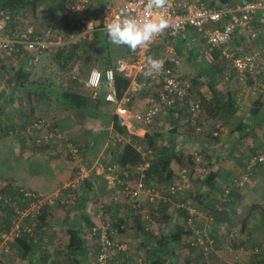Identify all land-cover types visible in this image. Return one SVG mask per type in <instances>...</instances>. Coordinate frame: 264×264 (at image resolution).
<instances>
[{"label": "built area", "instance_id": "built-area-1", "mask_svg": "<svg viewBox=\"0 0 264 264\" xmlns=\"http://www.w3.org/2000/svg\"><path fill=\"white\" fill-rule=\"evenodd\" d=\"M147 0H122L114 1L102 8L97 18H91L85 10V3L79 0L72 9L83 15L81 29L77 33L69 32L63 37H55L53 27L34 25L32 19L25 18L24 13L13 14L3 12L0 14V62L11 61L18 66L22 64L27 70L38 65L44 54L54 49L65 48L80 39H91L95 30H105V23L110 22L119 15L121 9L128 8L132 15L138 18L142 16ZM156 15H163L169 21V26L156 36L153 41L138 48L135 52L128 47V55L119 57L114 61L113 66H106L104 69L93 67L87 79L84 81L86 88L93 100H99L106 104L113 105L114 115L120 119V125L126 127L130 133L139 131L146 126L152 125L160 115L167 111L177 115V111L184 110L191 115L190 121L195 124L202 113L204 100L202 94H196L192 82L185 78L182 71V59L176 46L165 39L177 37L186 29L194 28L202 35L206 46L204 53L210 57V51L219 49L221 57L229 67L237 73H248L262 87V73L264 69V56L260 51L247 54H237L229 48L230 42L239 30H245L252 39H256L259 32L264 30V0H238L234 5L211 6L204 0H168V5L162 10H157ZM91 27L88 28L89 24ZM106 31V30H105ZM164 43L163 54H155V47ZM151 56L164 61L162 69L152 77L145 79L146 60ZM122 73L129 79V84L124 93L119 96L116 86V73ZM145 93L146 99L139 108H133L132 104L138 94ZM137 126V130L134 128ZM27 136L37 138V142L53 143L62 139L58 133L49 126L45 119L33 120L25 129ZM218 133H215L217 135ZM118 136V134H116ZM122 141V140H120ZM64 155L76 165L73 177L63 186V189L78 190L86 181L92 180L93 166L87 163V159L79 144L62 140ZM139 149H142L139 147ZM143 160L134 167H123L119 163L109 166L100 165V168L108 173L120 174L123 178L119 194L115 195L116 200L127 201L131 207L141 209V217L144 221H152V212L145 207V203L158 204L159 202H172L173 197L180 192L185 194L192 186L193 174L184 167L180 171L179 178L174 179L168 185H161L157 182L146 183V171L150 167L148 159L149 152H142ZM195 159L200 156L195 153ZM264 162V154L259 153L251 156L246 164V171L242 177L236 180L235 187L243 188L248 182L251 170L255 165ZM137 173L139 174L137 177ZM130 174H134L133 182H130ZM24 201L28 206L26 211L19 212L21 216L14 221L11 231L2 234L4 244L10 236H18L21 231V220L30 213L32 219L44 205L56 204L55 198L45 196L42 192L20 189ZM231 190L226 188L224 199H229ZM66 200V199H64ZM64 204L67 201H63ZM104 207V206H103ZM100 208L102 221L90 228L88 235L100 247L98 261L100 264H120L114 261L115 254L126 253L129 244L120 240L119 232L124 228L122 224L117 225L111 219L104 218V208ZM177 207H184L189 211L190 225L194 228L191 238V246L208 256L216 249V242L207 230H199L195 227L193 216L198 215V209L191 202L180 203ZM212 222V218H209ZM31 228H28L30 231ZM91 243V244H92ZM6 252L9 247L1 245ZM139 264H146L145 254L139 251L133 256Z\"/></svg>", "mask_w": 264, "mask_h": 264}, {"label": "crops", "instance_id": "crops-1", "mask_svg": "<svg viewBox=\"0 0 264 264\" xmlns=\"http://www.w3.org/2000/svg\"><path fill=\"white\" fill-rule=\"evenodd\" d=\"M66 1V5H69L71 9L74 4L79 2V0ZM82 1H84L85 3L84 5L86 6L85 10L87 11V14L90 15L91 12H89L88 10L94 11L93 8H95V5L93 4V2L91 3V0ZM114 1L120 2L122 0H100L101 3L98 6L99 11L97 12L96 16H98L102 11L101 8ZM237 1L238 0H230L225 4L234 5L237 3ZM44 23L45 22L42 23L40 21V24H33L38 25L39 27L48 24ZM65 34H61V36L63 37ZM182 38L183 41L184 39L186 40V45L189 48H196L201 52L203 51L204 57L208 60V63H206V68L208 67L207 69L209 70V72H205L206 69H203V73H201L200 71L195 72L194 70H192L193 73L191 74L184 72L183 64L184 62H196L198 58H196L195 55L189 53H183L180 55L182 59V71L185 78L192 82V86L196 94H202L201 96H203L205 104L203 105V112L200 114L195 124L190 122L189 119H185V111L181 110L183 113L181 114L184 118H182L181 120L182 124L181 122H179V124L177 125L180 128L181 133L177 132L174 135H170L168 133V135L165 136L164 141L161 143H163L164 145H168V143L171 142V140L168 139L170 135L171 137L175 138V142L177 145L178 143H180L178 150H180L179 152L184 155V157H187V154L189 153V151H191L189 147L193 145L195 147L194 152L199 151L197 155H200L205 159L206 168L202 171H194V177L197 178L198 181L195 182L190 197L192 198V194L197 195L195 199L193 198L192 200L193 204L198 205L199 211L195 219V227H197V229L199 228L202 231L207 230L210 235L217 240L216 249L209 261L212 264H254L253 258L251 257L253 255H260L259 259L263 261L264 163L255 166L251 170L252 172L250 178L245 187L236 188L234 186V182L236 180H239L242 177L244 171H246V164L251 156L259 153L264 154V96H261L262 94H264V85L262 87L257 86L255 80L250 75H241L237 73L232 67H229L226 61L221 57V51L219 49L212 48V50L210 51V57L206 56L204 53V47L206 46V43L205 46L201 48L198 47V45H195V41L205 42L202 35L198 33L196 29L188 28L182 34ZM180 40H176L177 42L173 41L171 43L174 44L176 42L174 45L177 44V46L185 45L184 42L181 43ZM164 42L167 43L168 40H165ZM179 43H181V45ZM164 46V43H159V45L155 47V54H163ZM177 46L176 48L178 49ZM116 47L120 48L121 50L115 55H112L109 52L108 56H111L112 60L115 61L119 57L128 55L127 46L118 45ZM229 48L237 54H247L255 51H260L264 56V30L261 29L256 39H252L245 30H239L234 35L233 40L230 42ZM56 50L57 49H54L53 52L55 53ZM215 53H218L217 58L215 57ZM104 58L106 63H108L110 57ZM200 58H202V56ZM100 60L101 61L99 62V65L97 67L104 65L103 58H101ZM107 65L108 64L104 65V67H106ZM27 72L29 71L27 70ZM211 75L215 77V79L213 78V83L214 87L219 92L220 98H222V96H224V92L229 89L232 91L234 99H236V106L228 109L227 107H223L224 100L217 103V98L214 96L213 91L208 85V81H210L209 78L211 77ZM193 77H197L198 81L200 82H197V84L193 83ZM261 78L264 84V69ZM204 80L206 82H204ZM231 80H236L237 83H225L230 82ZM202 82L203 84H200ZM238 86L243 88L244 91L242 92V90ZM4 91L7 94H4ZM25 91V96L30 97L29 89L27 90L21 88L19 92H10L7 91L6 88L0 89V103H2V105L0 106L3 107L4 104L7 105L3 108L4 113L6 114V118H8V120L5 121L4 119L0 120V142L11 144V148L7 149L8 151L6 156L10 161L9 163L12 165L10 171L0 173V178L1 176H4L3 174H6L8 177L11 176L12 178L16 179L9 180L10 184L12 183L14 188H26L27 190L31 191L42 192L45 196L55 198L56 204L59 205L60 202L64 204L63 201H67V199L64 200V193L67 190H72H65L63 189V186L71 179L73 173L67 168L62 169V164H64L66 161H61L62 156L59 155V157H61L59 158L55 157L54 155H58V153H60V145L63 147L62 140L67 141V139L62 136L60 142L56 140L58 143H55L56 141L51 143L52 145L50 146V148H55L54 151L49 153L38 151V157H34L33 159L30 155L31 153L29 154L28 152H25L30 151L28 150L29 144H32L34 140L37 142V138L29 137L25 133L28 122L27 118L25 117L26 111H24V107L29 104L25 99L19 97L20 94L24 95ZM245 91L249 92L252 95H258L257 98L259 99L257 102H255L256 104L254 103L250 106L243 105L242 100L244 99V97H241L240 93L245 94ZM55 92L56 91L53 92L54 95L56 94ZM55 98L58 99L56 96ZM145 99V93L138 94L132 104L133 108H139L144 104ZM256 105H258L257 115L252 113V111L257 108ZM100 106L107 107V115H103V117L108 120L107 124H109V133H112L111 138L113 137V141L117 140V143H113L112 145L111 141L110 143L108 141V136V139L104 138V141L101 142V144L104 145L105 141L107 140V142L105 143L106 146L104 145L105 147H102L101 145V150L105 148L101 155L103 156L102 161L105 162L111 160L109 158V153L112 151V149H114L112 148V146L118 145L119 143L125 144L126 142H129L130 139L127 138L123 134V132H118L116 129L115 131L113 130L114 126L112 117L114 115L115 107L110 104H104ZM171 111L172 110H169L165 114L160 115L151 126L154 128L155 126L162 129L165 128L166 131L174 128V122L170 120L178 117L179 114L174 115V113ZM90 112H93V110H90ZM188 121L191 125H189ZM185 126L187 127V129L189 126H192L191 131L194 133V138L189 134L185 135ZM134 129L137 130V126ZM146 130V128H144L143 130L141 129L138 132V136H140L141 138L144 137ZM128 133L130 132L128 131ZM215 133L218 134L215 135ZM116 134H118V136H116ZM130 134L137 136V131ZM98 137L99 135L97 134L93 137L92 141L90 140L91 142L89 147L91 149L94 146L96 147L98 145ZM15 138L18 142H15ZM135 144L137 146V141ZM15 145L17 146L15 147ZM184 148H187L189 151L185 150ZM52 153L53 155L51 156ZM151 153L152 151L149 152V154ZM17 157L23 158V165H20V163L17 164L18 166L15 165V160H18L16 159ZM64 158L68 159L67 156H65ZM102 161H99L98 159L93 165L94 172L92 181L90 182L92 183V189L89 190V195H87V197L89 198L85 206L87 215L95 224L102 221L100 216V208H102L103 206L104 208H109L110 204L105 198L100 197V200L99 197H97V194L100 192L101 195H105L107 188L109 189L108 192L111 191L109 195H112V193L114 192L118 193L120 190V187L117 186V180H119L118 176L115 175L116 173H108L107 171L101 169L100 165L103 164ZM19 168L22 171H17L19 170ZM172 168L174 169V163L172 165ZM0 171H2L1 168ZM174 172L175 174L179 173L178 170L175 169ZM206 172L209 173L210 177H213L212 180H209V184H204L206 180ZM133 177L135 178V175H133ZM5 178L7 179V177ZM113 180L115 181V183ZM9 181L4 184H0V187L7 184ZM81 187H83V185ZM226 188H229L231 190L232 195L231 198H227L225 200L223 192ZM208 189L212 191L213 196L210 195V198H205V200L200 196V193H205L209 191ZM97 199H99L98 202L95 201ZM56 204L50 205L52 206L51 208L54 209V207H56ZM75 204V201L74 204L72 202V212L74 214H77L78 212L73 210V208L77 206ZM179 204L180 202L176 201V203H174L171 208L173 209V207L178 206ZM217 207H219L220 210H218ZM211 216L213 218L215 216L216 221L214 218V222H209V217ZM77 220L78 217H75L74 220L70 223L71 225L73 224L72 228L74 229H76L75 225L79 223V221ZM54 222L56 224L60 223L56 221ZM79 228L81 229V227ZM52 230L54 231V228ZM122 230H124V228ZM122 230L118 237L119 239L124 241L126 235L123 234ZM240 236L241 238L245 239L244 242H240ZM135 237H138L139 240L141 239L142 241H144L138 232L135 233ZM86 239L90 244L94 241L92 238H90L89 235H86ZM258 242H262L260 245L261 252L259 251V254H254L252 245H257ZM241 244L244 245L239 246ZM175 248V251L171 249L170 252V261L172 262V264H177V261L180 260L184 261L185 258L191 261L190 264H204L205 260L199 251L193 250L184 244L181 245L180 243H178ZM183 255H185V258L183 257ZM209 261L207 260V262Z\"/></svg>", "mask_w": 264, "mask_h": 264}, {"label": "trees", "instance_id": "trees-1", "mask_svg": "<svg viewBox=\"0 0 264 264\" xmlns=\"http://www.w3.org/2000/svg\"><path fill=\"white\" fill-rule=\"evenodd\" d=\"M65 1L66 0H0V14L3 12L5 13L9 12V13H13L17 15V13L22 11L24 13L25 18L32 19V21L36 23V21L38 20L37 18H41L40 15L43 14V11H41V7H43L44 4L51 5L54 3L56 4V2H58V4L56 5L57 12L61 13L63 9L65 8L68 11V14L70 16L68 22L65 25L64 34L65 33L68 34L69 32L77 33L80 31L81 26L83 25L81 23V20L84 17L82 14L76 13L73 9H71L69 5H66ZM67 1H70V0H67ZM204 1L211 6H214V5L229 6L225 3H227V1L229 2L230 0H204ZM25 8H26V11L24 10ZM88 11L91 12L89 15L91 16V18H97L96 14L99 11V9L94 13L91 10H88ZM42 20L43 18H41V21ZM48 25L52 27L51 23H48ZM103 31L105 30L99 29V30L93 31L92 35H94V41H90V39L84 38V39H80L78 42L74 44L68 45V47L66 48L57 49L55 51V55L57 56L58 61L60 60L62 62V65L64 66H69V64L72 63L75 57L79 55L81 50L89 49L95 44L103 46L101 45V41H103L101 34ZM183 33L179 34V36L177 37H171L170 40L169 39H165V40H168L171 43L173 41H176V40L179 41L181 39L180 42L181 43L184 42L185 45H182V46H177V44L175 45L179 49V54L181 55L183 53L185 54L189 53V54L195 55V57L199 59L201 56H203V51L201 52L197 50L196 48H189L186 45V42H185L186 40L184 39L183 41V38H182ZM98 36L101 37V39H98ZM107 38L108 36L105 38L107 41L106 49L108 50L110 42H108ZM181 43L179 44L181 45ZM103 51L106 52V50H104V47H103ZM106 57H108V55ZM215 57L216 58L218 57V53H215ZM111 58L112 57L110 56L108 63H106L105 58L103 57L104 65L108 64L107 66H113L114 60H112ZM6 64H7L6 61L0 62V67L4 68L6 67ZM104 65H101L100 68L104 69L105 68ZM15 69L16 70H14V74L11 76L13 78H11V80H9L8 82L12 86L11 90L14 92H19L21 88L23 89L30 88L28 84L27 69L24 68L22 64L16 66ZM245 74L249 75L248 73H245ZM241 75H244V74H241ZM213 78L215 79V77L211 75V77L209 78L210 81H208L209 82L208 85L213 91L214 96L217 98V103L224 100L223 107L225 108L227 107L228 109L236 106V99H234L231 90L229 89L226 90L224 92L225 97L222 96V98H220L219 92L214 87ZM197 82L199 83L200 81L194 80L193 83L197 84ZM128 84H129V79L124 77L122 73L117 72L116 73V86L119 91V96H121L124 93ZM200 84H203V82ZM33 87H35V91L29 89V95L31 98L34 97V95L35 96L39 95L37 93L38 89H36L39 87L38 86H33ZM55 93H56L55 96L58 98V100L62 101L63 103H65L71 108L81 110L82 112L84 111L85 113L90 112L92 108L100 107V105H104V104L106 105V103L101 100H99L98 102L93 100L90 94L85 95L77 91H72L70 89H62V90L58 89L56 90ZM4 106H7V105L4 104ZM256 107L257 108H255V110L252 111V113L255 115H257L258 105H256ZM2 112L3 111L0 109V120L3 119ZM181 113L182 111L181 112L177 111V114H179V116L170 120L174 122V126H173L174 128L169 129L170 132H168L170 135H174L178 132L179 127L177 125L179 124V122H181L182 118H184L182 115L183 113L182 114ZM170 118H173V117H170ZM186 118L189 119L190 121L191 115L186 114L185 119ZM31 122H28V125ZM112 122H113L114 129H116L118 132H123V134L130 140L129 142H126L125 144L119 143L116 147L117 151L112 149L111 152L112 154H114V157L116 160L111 159L110 161H105V162L102 161L103 164H105L106 166H109L110 164H114L118 162L123 167H134L143 160L142 152L152 151V153L148 155V159L150 161V167L146 171V183L150 184L152 183V181H157V183L159 182V184L165 186L173 182L174 179L179 178V175H180L179 173L181 169L184 167H181V169L178 171L179 173L175 174L174 169L172 168V165L173 163L176 162L180 164L181 166H183L184 165V162H183L184 155H182L178 150H176L177 144L175 142L174 137H171L169 135L168 139L171 140V142H169L168 145L167 144L164 145L161 142L164 141L165 139L164 136L166 135V132H162V130L160 131L157 128L155 129L151 125L146 126V129H147L146 133L144 137L141 138L138 135L136 136V135L128 133L127 128L122 127L120 125V119L118 116L113 115ZM189 125L191 124L189 123ZM53 129L55 131H58L54 126H53ZM188 129H192V126H189ZM186 130H187V127H186ZM185 135H187V133ZM190 136L194 138V133L192 132V135ZM136 141H137V146L135 144ZM58 142L56 141L55 143H58ZM70 142L79 144L85 155V158L87 159L85 148L82 146V144L71 141V140ZM142 142L144 143V145L142 144ZM32 144H33V147L37 149L38 147L39 149L41 147L48 149L52 145L50 142L38 143L35 140ZM140 145L143 147V149H139ZM68 160L73 165H75L73 161H71V159L68 158ZM87 163L90 165L91 161H88L87 159ZM75 168L76 167H74L72 171L74 173H75ZM191 173L193 174L194 171H191ZM130 175L133 176L134 174H130ZM138 175L139 174L137 173V177ZM117 176L119 179L117 180V186L120 187L121 185L120 179L122 178L120 174H117ZM212 178L213 177L212 176L210 177L209 173L206 172V175H205L206 180L204 184H209V180H212ZM91 181L92 180L86 181L83 184V187H80L78 190H72V191L67 190L66 191L68 193V196L65 197V199H67V202L65 203V205L68 206L70 201L73 203L75 201L76 202L75 205H77L76 207L73 208V210L78 212L76 215L78 216L77 221H79V223L75 225L76 229L72 228L73 227L72 225L67 231V229H64L65 225L63 223L56 224L53 220L51 221V218L49 217L50 216L49 212H51L52 206L47 204L42 207V209L36 214V216L33 219H32L31 213L28 216H24L21 220V231L19 235L10 236L5 244L2 238V234L7 231H11L12 227L14 226V221L17 220L21 216L19 212L26 211L28 203L27 201H24V196L21 195L22 192H20V189L14 188L12 183L1 186L0 187V253L8 256V259H9L12 255L11 253L12 251L22 250L23 256L27 260V262H24L22 264H39L37 260L42 261L43 264H55V261H57L58 257L56 258V256L54 255V252H53V257H52L53 261L50 260L51 257L48 259H43V255L41 256V252H40L41 245L44 244L47 238L49 239L52 237L56 239L59 245L62 244V247L64 246V248L69 250V253L72 256H75L74 264H100V262L98 261V256L100 253L99 245L93 244L92 242H91L92 244H90L88 240L86 239V235H88L90 228L95 225V223L90 219V217L87 215V212L85 211L86 202L89 198L87 197V195H89V192H90L89 190L92 189V183H90ZM192 187H194V183ZM208 190L209 191L205 192L204 194L203 192L200 193V196L203 197V199L205 198L208 199L210 198V195H212V191L210 189ZM225 190L223 192V195H225ZM182 194L183 193L180 192L178 195L173 197V199L176 201H179L180 203H186L188 199L185 200L184 199L185 197L183 198V200L179 199ZM231 195H232V192L230 193L229 196ZM195 197L196 195L192 194V200L193 198L195 199ZM160 203H162L167 208L168 205L174 204L176 202L173 201V203L172 202H160ZM195 206L198 209V205L196 204ZM175 207H173V209L172 208L168 209L167 212L165 213V219L167 221V224L164 227V230L160 228L152 229L150 226H146L142 222L144 220L141 217L142 216L141 209L130 207V210H137V213L140 216L139 219H138V216L136 218L137 226H135V230H137V232L140 234V236L144 240V241L141 240L142 241L141 245L145 247V250H140V251H143L145 254L146 264H172V262L170 261V257H171L170 252H171V249L175 251L176 249L175 247L177 246L178 243H180L181 245L184 244L188 246L189 248L196 250L190 244L191 242L190 237L194 234V228L189 223V218L191 217V215L189 214V211L186 208L177 207L178 208L177 209ZM106 208L108 207L104 208V213L106 212L105 211ZM217 209L220 210L219 207H217ZM152 217H153V213H152ZM196 217L197 215L193 216L194 224H195ZM104 218H107V217L104 215ZM209 218L210 219L212 218V221L214 222L215 216L214 218L212 216ZM101 219H103V217ZM215 221H216V218H215ZM146 222H151V221H146ZM114 223L117 224L116 222ZM117 225H120V224H117ZM79 227H81V229ZM28 228H31V230L28 231ZM53 228H54V231L52 230ZM60 233H65V235L61 236L59 235ZM46 234H47V237H46ZM239 239H240V242L245 241V239L241 238V236ZM214 240L217 246L216 238H214ZM10 241L12 242L10 243ZM260 244L261 243H257V245L255 244L252 245L254 254H259L261 252ZM1 245H4V247L8 246L9 251L6 252L4 248H2ZM242 245L244 244H241L239 246H242ZM239 248H242V247H239ZM131 250L132 249L129 245V250L127 251V254L126 253H120V254H125L128 257L132 256L133 253ZM196 251H199L202 257L204 258L205 260L204 264H212L209 260L211 259V256L214 253V251L211 252L208 256L204 255L200 249ZM61 253L63 254L62 251ZM183 257L185 258V255H183ZM251 257L253 258L254 264H264V260L262 261L261 259H259L260 255H253ZM207 260L209 262H207ZM112 262L113 260H110L111 264ZM190 263L191 261L187 258H185L184 261L183 260L177 261V264H190ZM137 264L139 263L137 262Z\"/></svg>", "mask_w": 264, "mask_h": 264}, {"label": "rangeland", "instance_id": "rangeland-1", "mask_svg": "<svg viewBox=\"0 0 264 264\" xmlns=\"http://www.w3.org/2000/svg\"><path fill=\"white\" fill-rule=\"evenodd\" d=\"M92 2L95 5V8H93L94 9L93 13H94L98 10V6L100 5L101 2L100 0H91V3ZM57 4L58 2H56V4L54 3L51 5L44 4L43 7H41V11H43V14L40 15V17L43 18L42 21L45 22L44 24L51 23L53 30H54L55 37H59L61 34H64L65 25L70 18L68 11L65 8L63 9L61 13L57 12L56 10ZM24 10L26 11V8ZM41 18H37L38 20L36 21L35 24H40ZM107 36H108L107 32L103 31L101 34V37L103 39V41H101V45L103 46L95 44L89 49L81 50L79 55L75 57V59L72 61V63L69 64V66L62 65V62L60 60L58 61L57 56L55 55L53 51L46 53V55L42 57L38 65L34 66L31 70H28L29 71L28 72V84L30 87L28 89H31V90L33 89L35 91V87L33 86H38L39 88H37L38 89L37 93L39 95L38 96L34 95V97L32 98L27 97L25 96L26 95V91H25L24 95L20 94L19 96L20 98L25 99L26 102L29 104L24 107L25 108L24 111H26L25 117L27 118V122L31 120L33 121L39 118H43L46 120L49 126L51 127L54 126L58 130L57 132L61 133V135L64 138H66L69 141L71 140V141L82 144V146L85 148V153H86L88 161H91V164H90L91 166H93L94 163L98 159L99 161H102L103 156L101 155L105 148L101 150V145H102L101 142L104 141V138L108 139V136H109V139H108L109 143L110 141L112 145L113 143H117V140L113 141L112 139L113 137L111 138L112 133H109L110 129H109V124H107L108 120L103 117V115L106 116L107 107L100 106V107L92 108L93 112L85 113L84 111L82 112L81 110L71 108L65 103H63L62 101L56 99L53 92L58 89L59 90L70 89L72 91H77L85 95L89 94V90L86 88L84 84V81L88 77L89 71L93 67H97L99 65V62L101 61L100 59L109 55V52L112 55H115L121 50L120 48L116 47L118 45L112 44L109 41V38H107L108 42H110L109 49L107 50L106 49L107 41L105 39ZM101 37L98 36V39H101ZM90 41H94V35H92ZM195 45H198V47L201 48L205 46V42L195 41ZM103 47H104V50H106V52L103 51ZM198 60L196 62L191 61L190 63L184 62L183 64L184 72L192 74L193 73L192 70H194L195 72L200 71L201 73H203L204 72L203 69H206L205 72H209V70L207 69L208 67L206 68L207 66L206 63H208V60L204 57V55L202 56V58ZM15 68L16 66L12 64L11 61H7L6 67L4 68L0 67V89L6 88L7 91H10V92L12 91L11 90L12 86L8 82L9 80H11V78H13L11 76L14 74V70H16ZM195 79L198 80L197 77H193V82ZM204 82L206 81L204 80ZM225 83L234 84L237 82L236 80L235 81L231 80L230 82H225ZM238 87L242 90V92L244 91L243 88H241L240 86ZM3 93L7 94L6 92H3ZM240 96L244 97V99L242 98L243 105H248V106L254 104L259 99L257 98L258 95H252L246 91H245V94L240 93ZM261 96H264V94H262ZM0 105H2V103H0ZM0 109L3 111L2 117L4 121L8 120V118H6V114L4 113V109L1 106H0ZM181 124H182V121H181ZM156 128L159 129L160 131L162 130V132H166V135L168 132H170L169 130L166 131L165 128L162 129V128L155 126V129ZM113 130L115 131V129ZM178 132H180V128ZM185 133L192 135L191 129H187ZM97 134L99 135L98 137L99 143L96 147L94 146L91 149L89 147L90 142L92 141L93 137L96 136ZM15 142H18L16 138H15ZM106 142L107 140L105 141V143ZM105 143L104 145L106 146ZM142 144L144 145L143 142ZM104 145H102V147ZM16 146L17 145H15V147ZM115 146L117 147V145ZM115 146H112V148L117 149ZM179 146H180V143H178L176 150H178ZM28 147H29L28 150L30 151H25V152H28L29 154L31 153L30 155L32 159L34 157H38L37 156L38 151H42L43 153L44 152L49 153V152L54 151L55 149L53 147H51L50 149L41 147L39 150L37 148H34L33 144H29ZM10 148H11V144L0 142V168L2 169L0 173H5V171L11 170L12 165L9 163L10 161L8 157L6 156L7 151H8L7 149H10ZM60 148H61L60 153L54 156L55 157H59V155L62 156V159H61L62 162L66 160L65 163L62 164L63 165L62 169L67 168L69 169V171H73V168L76 167V165H73L67 158L66 159L64 158L65 157L64 148L61 145H60ZM184 149L189 151L187 148H184ZM189 149L191 151H189V153L187 154V157L183 158L184 165L181 166L180 164L175 162L174 169L179 171L181 167H187L190 171L204 170L206 168L205 159L199 155L200 160L197 161L195 159L196 157L195 153H198L199 151L194 152L195 147L193 145H191ZM52 155L53 153L51 154V156ZM109 158L116 160L112 152L109 153ZM16 159L18 160H15V165L19 163L20 165L21 164L23 165V158L17 157ZM33 161H36V160H33ZM263 163H259V164H263ZM17 171H22V170L19 168V170ZM3 175L4 176H1L0 178V184H4L7 181L12 180V179L16 180L12 178L11 176L8 177L6 174H3ZM5 177H7V179ZM129 180L130 182H133L134 177L133 176L129 177ZM196 181H198V179L194 177V173H193L192 182L195 184ZM7 184H10V182H8ZM192 188L185 194H182L179 199L183 200V198L185 197L184 198L185 200L188 199L187 202L193 203L192 198L189 196V194L191 195ZM24 190H27V189L25 188ZM108 191L109 189L107 188L105 195H101L100 192L97 194V197H99V199L100 197L105 198L107 199L108 203H110L109 209L108 208L105 209L106 212L104 213V215L107 218L111 219L112 221L116 222L117 224L124 225V230H122L123 234L126 235L124 241L130 245L132 249L131 251L133 253L132 256L128 257L125 254H120L117 252L114 256V261L120 262V264H137L133 256L138 251L145 250V247L141 245L142 243L141 239L139 240L138 237L137 238L135 237V233H137V230H135V226H137L136 218L138 216V219H139L140 216L137 213V210L129 209L131 205L127 201H124V200L117 201L114 198L115 195H117V192H114L112 193V195H109L111 191L110 192ZM66 193L67 192L64 193L65 197L68 196L67 195L68 193L67 194ZM99 199L95 201L98 202ZM173 201L176 202V200L174 199ZM161 204L162 203L160 202L158 204L145 203V207L153 213L151 222L142 221L146 226H150L152 229L160 228L164 230V227L167 224V221L165 219V213L167 212L168 209H170L173 206V204L168 205L167 208L166 206H164L163 204L161 205ZM55 206L56 207H54V209H52L51 212H49L50 214L49 217L51 218V221L53 220L56 222L63 223L65 225L64 229H67L68 231V229L73 225V224L71 225L70 223L74 220L75 217L76 218L78 217L76 214L72 212V207H73L72 202L70 201L68 206L63 204L62 202H60L59 205L56 204ZM59 235L64 236L65 233H60ZM11 242L12 241H10V243ZM61 251L63 252V254L61 253ZM40 252H41V256L43 255V259H48L51 257L50 260L52 261H53V258H52L53 252H54V255L56 256V258L58 257L57 261H55V264H74L75 263V258H74L75 256H72L69 253V250L64 248V246L62 247V244L59 245L55 238H52V239L47 238L44 244L41 245ZM11 253L12 255L9 259H8V256L0 253V264H22L24 262H27L26 258L23 256L22 250H19V251L14 250ZM37 261L39 262V264H43L42 261L40 260H37Z\"/></svg>", "mask_w": 264, "mask_h": 264}, {"label": "clouds", "instance_id": "clouds-1", "mask_svg": "<svg viewBox=\"0 0 264 264\" xmlns=\"http://www.w3.org/2000/svg\"><path fill=\"white\" fill-rule=\"evenodd\" d=\"M168 5V0H147L141 17L132 15L128 8L121 9L119 15L110 22L105 23V30L109 41L115 45L127 46L135 52L150 44L153 39L163 33L169 26V21L163 15H156L157 10H162ZM89 24L88 28L91 27ZM164 61L149 56L146 60L145 79L152 77L163 67Z\"/></svg>", "mask_w": 264, "mask_h": 264}]
</instances>
